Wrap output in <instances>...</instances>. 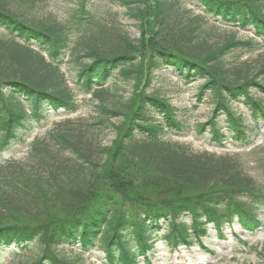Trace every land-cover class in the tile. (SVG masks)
<instances>
[{
	"label": "trees",
	"instance_id": "obj_1",
	"mask_svg": "<svg viewBox=\"0 0 264 264\" xmlns=\"http://www.w3.org/2000/svg\"><path fill=\"white\" fill-rule=\"evenodd\" d=\"M122 1L136 3L129 9L139 18L152 2L151 39L81 48L75 54V93L61 65L71 41L70 22L79 31L92 24L87 0L63 24L18 16L0 0V29L10 35L8 41L0 39V151L51 113L76 112L79 94L102 91L115 77L136 79L141 68L148 81L129 103L101 101L100 123L119 115L125 122L117 127L115 145L100 148L99 155H92L79 135L55 133L54 140L71 160L46 145L40 152L45 156L32 165L0 166V252L35 246L31 264H81L84 253L103 242L108 264H137V257L153 249L160 237L170 246L206 248L203 238L211 228L223 236L224 225L235 220L250 232L264 225L257 212L264 209V184L235 158L190 152L184 144L168 141L166 134L187 129L184 115L147 90L161 68L174 69L186 83L201 81L198 100L210 97L215 106L211 117L197 124V134L209 128V141L218 146L228 139L242 147L253 144L264 121V64L248 72L229 67L226 55L264 47V0H192L205 15L250 29L260 38L231 36L220 44L202 37L199 22L204 16L186 21L178 0ZM234 102L247 107L254 123L234 112ZM221 115L229 134L219 127ZM66 245L80 254L62 256L58 248Z\"/></svg>",
	"mask_w": 264,
	"mask_h": 264
},
{
	"label": "rangeland",
	"instance_id": "obj_2",
	"mask_svg": "<svg viewBox=\"0 0 264 264\" xmlns=\"http://www.w3.org/2000/svg\"><path fill=\"white\" fill-rule=\"evenodd\" d=\"M7 6L22 17L34 18L44 24L67 23L71 16L76 13L82 0H3ZM182 14L186 21L194 16L200 19L202 37L210 44H220L227 38L235 36L238 39H254L260 42L254 32L250 29H241L237 26H228L218 22V19L205 15L204 9L195 1L178 0ZM88 9L92 15V24L84 26L81 31L73 28L70 22L71 41L67 53L63 58L61 71L65 76L68 86L75 93L79 90L74 81L78 72V63L75 54L85 47L94 46L98 49L111 48L124 40L138 41L140 39L150 40L152 37V2L145 11L143 18L130 13V5L124 4L122 0H87ZM72 19V18H71ZM0 39L8 41L9 33L0 29ZM146 44V43H145ZM147 53V52H145ZM47 55V54H46ZM226 63L229 67L237 66L248 72L258 70L264 64V47L258 46L252 52L242 55L238 51H230L226 55ZM84 61L90 59L84 58ZM146 62V61H144ZM153 81L147 88L148 92L156 93L165 97L178 111L184 115L186 127L181 133L166 134L170 142L184 144L190 152H208L217 156L237 159L242 164L244 171L252 176L258 183L264 184V121L260 123V136L256 143L247 147L234 145L230 139L223 146L212 144L209 141V128L203 135L197 134L196 126L199 122H205L211 117L214 102L210 97L197 98L198 88L201 81L185 82L175 71L170 68H161L153 73ZM147 78L145 68L135 79L129 81L113 78L100 89H95L87 95H77L78 110L67 113L62 110L51 113L40 125L27 130L19 141L0 151V166L15 163L25 166L40 161L45 156L40 153L44 146L48 145L52 153L59 157L71 160L70 154L63 152L59 144L54 140L53 134L79 135L83 146L89 148L92 155L100 154V148L114 146L117 140V127L123 125V115L110 119V122H99L101 113L97 109L101 101L106 104L116 102H130L135 99V94L145 90ZM231 107L237 114H242L245 123H254L247 107L242 102L231 103ZM157 120L160 117L156 116ZM222 132L227 133L225 116L217 118ZM229 134V133H227ZM1 135V132H0ZM73 179V177H71ZM80 180V179H79ZM259 218L264 221V209H258ZM162 236V235H161ZM162 238V237H160ZM206 248L199 246H174L170 247L166 241L158 242L154 250L146 255L137 257V264H264V226L255 232H249L245 227L235 221L234 224H226L223 227V236L217 234L216 229L211 228L208 236L203 238ZM104 244L100 242L96 249L83 255L81 264H108L104 252ZM5 249L0 252V264H31L36 258L37 248L30 246L25 249ZM58 252L67 258H75L80 254L77 248L69 245L61 246ZM150 262V263H149Z\"/></svg>",
	"mask_w": 264,
	"mask_h": 264
}]
</instances>
